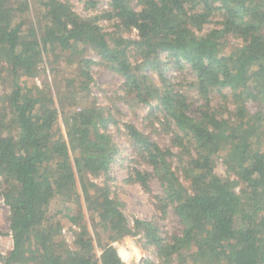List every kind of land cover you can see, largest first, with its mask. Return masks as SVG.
<instances>
[{
	"label": "trees",
	"instance_id": "trees-1",
	"mask_svg": "<svg viewBox=\"0 0 264 264\" xmlns=\"http://www.w3.org/2000/svg\"><path fill=\"white\" fill-rule=\"evenodd\" d=\"M40 3L42 22L27 24L21 16L29 0H0V177L14 242L7 256L0 253L4 264H125L113 243L137 236L157 251L159 263L147 264H264V0H109L110 8L96 17L78 14L71 0ZM86 3L96 7L99 0ZM215 12L220 26L205 31ZM102 17L115 21V30L106 31ZM133 30L136 39L123 36ZM229 37L242 43L228 50ZM88 50L124 77L126 95L138 103L158 100L160 125L175 126L178 152L121 123L108 106L74 102L67 111L68 101L91 91L96 61L84 57ZM162 53L195 73L190 85L201 105L144 72L162 66ZM46 56L79 69L57 95L48 84L22 81L45 71ZM224 87L236 92L233 118L211 105L212 91ZM112 123L123 126L152 168H133V179L146 189L157 179L163 213L171 208L179 219L181 231L172 240L153 221H131L110 185L92 181L108 176L116 160ZM216 157L229 175L214 172ZM85 209L95 227L109 233L99 242L100 255ZM64 219L79 226L74 246L63 238Z\"/></svg>",
	"mask_w": 264,
	"mask_h": 264
},
{
	"label": "rangeland",
	"instance_id": "rangeland-1",
	"mask_svg": "<svg viewBox=\"0 0 264 264\" xmlns=\"http://www.w3.org/2000/svg\"><path fill=\"white\" fill-rule=\"evenodd\" d=\"M74 5V10L83 17H96L105 13V10L110 8L109 0H99L96 7H89L87 0H71ZM30 8L21 17H24L27 24L41 23L39 19V9L41 8L40 0H29ZM17 17V20H21ZM221 15L217 12L211 17V22L205 26V31L213 26H220L217 24L221 20ZM100 24L108 32L115 30V21L109 20L106 17L100 19ZM123 36L131 39L137 38V31L123 32ZM242 41L236 37H229L225 42L226 49L233 50L240 45ZM93 59L95 64L91 65V71L94 81L91 83V91L88 96L79 101H68L67 111L74 109L75 103L84 105L96 102L102 106H108L119 117L121 123L130 122L135 124L138 128L150 134L153 139L158 141L163 148H172L174 152H178L179 148L173 144V130H165L159 119L162 117L161 107L157 99L152 100L150 103H138L131 96L126 95L124 89V77L118 72L112 70L104 65L100 57L94 50H88L84 57ZM42 71L40 75L35 77H23L22 81L25 85H35L44 88L49 85V93L57 95L64 92L65 88L69 86V80L73 79L78 73L79 69L76 62L68 63L67 60H54L46 56ZM79 58H81L79 56ZM162 66L156 68L150 66L144 72L149 75L157 85H164V80L173 86L176 90L184 92L190 102L195 106L203 103V98L194 89L190 82L195 78V73L188 67H179L172 57L167 53L161 54ZM56 62V63H55ZM54 67V70H53ZM58 78L56 79V77ZM164 77V79L162 78ZM58 80V82L56 81ZM1 88V86H0ZM234 93L230 87L216 89L211 93V105L223 113L224 117H234L237 104L234 101ZM80 96V95H79ZM64 113H61L60 123L64 124ZM163 121V119H162ZM121 126V125H120ZM113 138L118 145V153L116 160L112 165V169L108 176H92V181L103 184L107 182L112 194L119 198L124 203V211L131 221L135 217L150 220L159 226L160 232L163 237L172 240L174 234H179L181 231V224L179 219L174 214L173 209H169L168 213L164 214L157 196L162 194L163 190L160 183L154 177L150 180V189H146L140 182L133 179V168L152 171V168L144 161H141L137 155V151L125 134L123 126L116 127L113 123L109 126ZM177 162V161H176ZM176 165V164H175ZM214 172L220 176L229 175L227 166L223 158L216 157L214 163ZM132 176V177H131ZM232 178H235L232 175ZM189 184L186 183V185ZM240 191V187L237 188ZM59 207V206H58ZM57 205L53 209L58 208ZM86 210V209H85ZM84 222L91 228V233L94 236L97 253L101 254L100 241L106 243L108 241L109 233L101 226H96L92 219V213L89 210L85 211ZM63 238L71 246H74L75 232L79 231V226L71 225L67 220H63ZM0 231L3 233L0 236V253L2 256H7L14 247L13 237L10 229V208L5 203L1 194V177H0ZM117 248L125 264H147L146 261H153L159 263V257L155 247H144L140 242L139 236L127 237L122 241L113 243ZM0 264H4L3 259L0 258Z\"/></svg>",
	"mask_w": 264,
	"mask_h": 264
},
{
	"label": "built area",
	"instance_id": "built-area-1",
	"mask_svg": "<svg viewBox=\"0 0 264 264\" xmlns=\"http://www.w3.org/2000/svg\"><path fill=\"white\" fill-rule=\"evenodd\" d=\"M11 235H12V232H11ZM117 247V246H116ZM118 251H119V248H118ZM120 253V252H119ZM121 255V254H120ZM123 259V258H122Z\"/></svg>",
	"mask_w": 264,
	"mask_h": 264
}]
</instances>
